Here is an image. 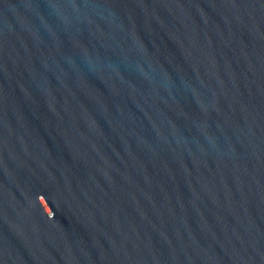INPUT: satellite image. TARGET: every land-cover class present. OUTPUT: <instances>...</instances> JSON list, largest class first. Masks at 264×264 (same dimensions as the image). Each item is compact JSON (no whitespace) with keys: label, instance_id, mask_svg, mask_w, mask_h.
<instances>
[{"label":"water","instance_id":"1","mask_svg":"<svg viewBox=\"0 0 264 264\" xmlns=\"http://www.w3.org/2000/svg\"><path fill=\"white\" fill-rule=\"evenodd\" d=\"M0 264H264V0H0Z\"/></svg>","mask_w":264,"mask_h":264}]
</instances>
